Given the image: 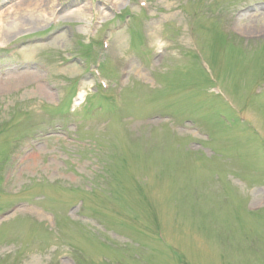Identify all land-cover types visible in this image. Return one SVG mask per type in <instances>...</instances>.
<instances>
[{
	"label": "rangeland",
	"instance_id": "1",
	"mask_svg": "<svg viewBox=\"0 0 264 264\" xmlns=\"http://www.w3.org/2000/svg\"><path fill=\"white\" fill-rule=\"evenodd\" d=\"M0 13V264H264V0Z\"/></svg>",
	"mask_w": 264,
	"mask_h": 264
},
{
	"label": "bare ground",
	"instance_id": "2",
	"mask_svg": "<svg viewBox=\"0 0 264 264\" xmlns=\"http://www.w3.org/2000/svg\"><path fill=\"white\" fill-rule=\"evenodd\" d=\"M13 16L15 17L11 18L12 16H9L10 20L5 21L6 19H4V17L0 13V40H3L2 38L3 36H5L4 34L19 31L20 29H23L24 27H28L29 25H32L36 22L34 19L33 22H31L32 20H30L29 18L23 17L19 21V23L15 24L14 21L16 20L17 13H14ZM6 26H9V28H6ZM6 29H10V30H6Z\"/></svg>",
	"mask_w": 264,
	"mask_h": 264
}]
</instances>
